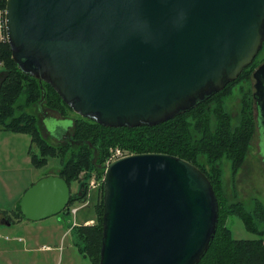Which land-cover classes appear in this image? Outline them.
Masks as SVG:
<instances>
[{
  "label": "water",
  "instance_id": "obj_1",
  "mask_svg": "<svg viewBox=\"0 0 264 264\" xmlns=\"http://www.w3.org/2000/svg\"><path fill=\"white\" fill-rule=\"evenodd\" d=\"M5 19L20 69L109 127L156 125L190 110L236 80L264 43V0H7ZM254 77L264 131V62ZM104 176L99 264L200 262L219 202L197 165L133 153ZM71 195L63 177L46 175L20 209L39 221L67 211Z\"/></svg>",
  "mask_w": 264,
  "mask_h": 264
},
{
  "label": "trees",
  "instance_id": "obj_2",
  "mask_svg": "<svg viewBox=\"0 0 264 264\" xmlns=\"http://www.w3.org/2000/svg\"><path fill=\"white\" fill-rule=\"evenodd\" d=\"M6 1L0 0V8L5 9ZM3 34L6 36L5 29ZM0 63V128L30 135L28 153L35 167L46 166L50 158L60 159V169L56 174L63 177L72 190L67 214H71L75 204L88 200L90 181L94 175L101 182L95 222L81 224L71 230L73 244L81 256L89 258L93 264H99L106 162L110 149L120 147L128 154L161 152L175 155L191 161L208 176L219 202V221L214 238L198 264H264L263 205L258 201L255 210L250 212L240 201L229 202L224 197L222 170L217 165L222 158H227L232 161L233 171H237L254 133L255 120L252 111H247L251 108L249 105H244L241 123L233 128L231 116L223 104L231 94L232 86L250 77L256 66L255 59L236 80L190 110L156 125L138 127H109L76 113L49 83L40 82L20 69L12 57L7 39L0 40ZM41 108L58 112L64 120L74 113L73 124L65 129V135L58 137L59 144L51 143L44 136L39 117ZM214 119L216 123L213 127ZM75 182L78 187L76 191L73 190ZM230 215L239 216L246 229L257 237H233L231 227L226 224ZM16 217L25 219L20 202ZM7 220L11 223L15 221L9 216Z\"/></svg>",
  "mask_w": 264,
  "mask_h": 264
},
{
  "label": "rangeland",
  "instance_id": "obj_3",
  "mask_svg": "<svg viewBox=\"0 0 264 264\" xmlns=\"http://www.w3.org/2000/svg\"><path fill=\"white\" fill-rule=\"evenodd\" d=\"M259 51L255 59L256 66L264 61V43ZM256 66L254 70L258 67ZM252 73L249 78H245L243 82L232 87L231 94L223 104L231 116L233 128L238 127L241 123L244 105H249L251 108L247 111L250 112L251 110L253 116L255 114V105L253 106L255 81ZM41 111L39 113L40 126L44 136L51 143L59 144L58 137L73 124L74 113H70L69 118L64 120L56 111L46 108H41ZM35 112L38 113L37 108H35ZM213 121L212 126L214 127L215 119ZM259 142L258 127H255L248 142L249 146L244 160L236 169L237 171H233L230 159L222 158L217 164L222 170L224 197L229 202H242L246 210L250 212L255 210L258 201L262 203L264 208V163L260 155ZM30 146V135L13 133L0 128V219L9 216L16 220L17 207L25 191L39 178L55 174L60 169L59 158H50L46 166L35 167L28 153ZM115 148L120 149V147H112L110 156L111 150ZM34 149L37 150L36 147ZM120 150L124 155L128 154L126 151ZM93 179L98 184L95 187L96 191H93L88 197L86 205L82 202L75 204L79 208L76 215L72 212L71 214L60 213L39 221L23 219V224L15 222L6 225L0 222V243H7L11 247L16 243L14 239L18 240L24 237L25 240L19 243L22 251L18 253L12 250L1 262L7 263L10 259L14 264H93L89 258L79 254L73 244V237L69 230L74 218L83 223L96 213V204L100 202L101 182L97 180L95 175L91 181ZM76 189L77 182L73 184V190ZM226 222L231 227L235 238L252 239L257 237L246 229L243 220L237 215H230ZM27 226L30 228H26ZM7 237H9L8 241ZM42 246L44 249L40 250L39 248ZM48 246L51 248L46 249Z\"/></svg>",
  "mask_w": 264,
  "mask_h": 264
},
{
  "label": "crops",
  "instance_id": "obj_4",
  "mask_svg": "<svg viewBox=\"0 0 264 264\" xmlns=\"http://www.w3.org/2000/svg\"><path fill=\"white\" fill-rule=\"evenodd\" d=\"M2 36H3V32L0 30V39L2 38ZM56 174V173H55ZM78 188V187H77ZM77 190V189H76ZM75 190V191H76ZM93 191H96V189H95V187H91V189H90V192H89V196L92 194V192ZM84 205H86L87 204V202H85V203H83ZM77 214V213H76ZM95 215H96V213H95ZM92 216V217H90V218H87L83 223H80V222H78L75 218H74V221H73V224L70 226V232H71V230H72V228L73 227H75V226H80L81 224H84V225H88V224H93L94 222H95V218H96V216ZM27 220V219H26ZM30 221V220H29ZM0 222H1V220H0ZM17 223L18 222V224H23V219H16L15 221H13V223ZM12 223V224H13ZM26 228H30V227H26ZM52 230V228L50 229V231ZM52 236V235H51ZM8 238L9 237H7V241H8ZM256 238V237H255ZM14 241H16V243L14 244V245H12L11 247H9V245L7 244V243H0V264H14V263H12L11 261L12 260H10V259H8V262L7 263H2L1 261H2V259H4V257H7V255H9L10 254V252L13 250V251H17L18 253L20 252V251H22L21 250V247H20V242H22V241H25L24 240V237H21V238H19L18 240H16V239H14ZM51 248V246H48V247H46V249L47 248ZM40 250L41 249H44V247L42 246V247H40L39 248ZM26 250V249H25ZM86 258V257H85ZM19 264H23V263H19Z\"/></svg>",
  "mask_w": 264,
  "mask_h": 264
},
{
  "label": "flooded vegetation",
  "instance_id": "obj_5",
  "mask_svg": "<svg viewBox=\"0 0 264 264\" xmlns=\"http://www.w3.org/2000/svg\"><path fill=\"white\" fill-rule=\"evenodd\" d=\"M260 52V51H259ZM258 54L259 53H257V56H258ZM256 56V57H257ZM256 57L254 58V59H256ZM254 61V60H253ZM252 61V62H253ZM264 61H262V62H260V63H258V67L261 65V63H263ZM250 65V64H249ZM256 66V67H257ZM257 67V68H258ZM256 68V69H257ZM254 73H255V70L253 71V73H252V77H253V79H254V81H255V83H254V87H255V85H256V79H255V77H254ZM245 80V78L244 79H241V80H239L237 83H235L234 85H236V84H239L240 82H243ZM234 81V80H233ZM233 85V86H234ZM232 86V87H233ZM255 91H256V88H255ZM255 93V92H254ZM253 99H254V102H253V106L255 105V114H254V120H255V127H258V132H259V139H260V142H259V147H260V155H261V157H262V160H263V163H264V131L263 130H261L260 129V124H261V121H260V112H259V107H258V105L256 104L257 103V101H256V99H255V97H254V95H253ZM64 213H68V211H65Z\"/></svg>",
  "mask_w": 264,
  "mask_h": 264
},
{
  "label": "built area",
  "instance_id": "obj_6",
  "mask_svg": "<svg viewBox=\"0 0 264 264\" xmlns=\"http://www.w3.org/2000/svg\"><path fill=\"white\" fill-rule=\"evenodd\" d=\"M5 28H6L5 9L4 8H0V30L3 32ZM1 39H7V38L3 34V36H2ZM0 65H1V63H0ZM111 152H112L111 153V156L109 157L108 162H107L108 164L110 162H112L113 160H115V159L117 160V158L124 156V154L122 153V151L120 149H118V148L112 149ZM96 186H98V184L93 179L91 181V183H90V187H96ZM78 209L79 208L76 207V206H74L72 208V212L74 213V215H76Z\"/></svg>",
  "mask_w": 264,
  "mask_h": 264
}]
</instances>
